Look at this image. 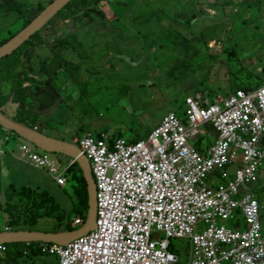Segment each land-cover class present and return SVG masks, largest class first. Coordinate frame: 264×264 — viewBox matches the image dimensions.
I'll use <instances>...</instances> for the list:
<instances>
[{"label": "built area", "instance_id": "2783aa9c", "mask_svg": "<svg viewBox=\"0 0 264 264\" xmlns=\"http://www.w3.org/2000/svg\"><path fill=\"white\" fill-rule=\"evenodd\" d=\"M182 108L137 141L105 132L75 137L96 182V228L67 244L28 241L24 255L40 250L59 264H183L178 239L188 264H264V81L225 95L196 92ZM17 157L59 186L76 164L60 166L28 140ZM85 221L77 216L73 225Z\"/></svg>", "mask_w": 264, "mask_h": 264}, {"label": "rangeland", "instance_id": "374dc122", "mask_svg": "<svg viewBox=\"0 0 264 264\" xmlns=\"http://www.w3.org/2000/svg\"><path fill=\"white\" fill-rule=\"evenodd\" d=\"M6 1L0 0V3ZM17 1L29 5L27 18L39 5L47 7L51 2ZM86 6L99 13L113 12L119 19L115 17L110 24L113 31L98 33L95 30L80 37L68 28L72 19L57 18L58 30L66 29L67 39L61 35L58 38L60 33H56L47 44L37 47L38 51L50 54L51 58L45 60L51 59L59 65V60L68 59L81 72L78 93L71 100L66 116L59 119V123L51 120L52 123H39L46 136L73 143L75 137L103 131L111 136L143 139L166 114L180 107L188 94L209 90L225 95L236 88L256 86L264 81V0H90ZM155 9H160L161 14ZM152 10L153 18L146 21ZM35 14L38 12L32 15ZM166 15L170 18L162 20ZM137 18L142 21L135 24L141 27L126 25ZM24 20L15 10L1 13L0 42L22 31ZM79 38L94 44L95 50L83 52ZM73 40H79L78 47L70 44ZM23 46L19 51H27ZM77 48L81 51L78 54ZM61 50H67L64 56V52L59 53ZM16 55L2 59L0 68ZM3 97L6 105L8 96ZM12 109L13 106L1 110L7 117L16 118V113L14 117L7 113ZM0 140L5 142L2 148L7 151L6 135L1 131ZM18 142L19 138H11L9 146L18 151ZM51 156L63 167L71 162L61 154L51 153ZM70 172L67 176L71 181L62 186L64 192L55 191L50 183L46 186L55 194L61 210L38 218L36 225L21 228L47 232L56 228L58 213L66 216L74 203L71 192L76 181ZM24 183L36 190L46 189L38 180L24 179ZM14 184L11 188L7 187L11 183L0 188V212L5 213L3 209L8 200L22 207L17 193L22 184L17 187ZM259 193L264 201V186ZM61 198L64 201L59 200ZM0 222L4 225L5 219ZM172 244L180 251L183 264H188L190 255L186 241L173 239ZM0 264L7 263L0 259ZM17 264H59V261L56 255L41 253L36 257L22 256Z\"/></svg>", "mask_w": 264, "mask_h": 264}, {"label": "crops", "instance_id": "0c3cea01", "mask_svg": "<svg viewBox=\"0 0 264 264\" xmlns=\"http://www.w3.org/2000/svg\"><path fill=\"white\" fill-rule=\"evenodd\" d=\"M136 1H134L135 3ZM153 11V10H152ZM151 11V12H152ZM121 17L123 15H120ZM116 15L111 13H99L94 10H87L82 16L72 18V20L68 23V28L70 30H74V34L80 37L92 32L98 31H113L110 28V24L113 23ZM123 18V17H122ZM116 19H119L116 17ZM135 19V18H134ZM133 20V19H132ZM142 19L137 18L133 20L131 23H126V25H133L134 28L141 27V24L136 25L135 23L141 22ZM69 29H67L68 31ZM137 31V29H133ZM60 34H57L59 38L60 35L67 39L69 34H66V29L59 30ZM69 40V38H68ZM80 40V38H79ZM79 40H73L74 42H70V44H76L78 47ZM76 41V42H75ZM81 42V47L83 52L91 53L94 49V44ZM102 44L104 42H101ZM37 47L28 48L27 51L22 52V56L20 57L22 66L25 71L32 77H34L38 82H34L33 80H25L22 83L23 94L26 98L27 102V110H31L34 112L38 118L36 121V127L39 132L45 134L44 130L41 129L39 123H52L58 122L59 119H63L66 116L67 111H69V105L71 100L74 99L77 95L78 84L80 83V70H77V67L73 66L71 61L59 60V65H56L55 61L45 60L46 57H50L48 53H42L37 50ZM67 50H61L60 52H64L62 55L64 56ZM81 52L78 48L76 49V53ZM95 52V51H93ZM71 57H73V53L69 52ZM66 57V56H65ZM79 57V56H78ZM76 60V57L74 58ZM86 64L91 63V61H85ZM74 62L73 64H75ZM57 66V67H55ZM57 79V80H54ZM3 96H8L9 102L3 107V109H9V107L13 106L12 110H7L8 115L14 117V113H17L18 101L20 99V95H17L18 88H15L13 82L5 81L0 85ZM19 92V90H18ZM190 95V94H188ZM187 95V96H188ZM183 103V102H182ZM183 104L176 108L175 111L183 110ZM62 112V115H61ZM6 116V115H5ZM9 118V117H8ZM11 119V117H10ZM50 120L52 122H50ZM103 132V131H101ZM6 135V146L7 151L5 155L0 156V188L2 185L6 186V184H10L7 187H12V183L17 187L19 183L23 186H29L24 183L25 180H29L34 182L35 180L43 182L46 186L50 183L55 191L59 189L62 190V186H59L46 170L39 169L31 165L27 161L20 160L17 157V151L15 148H11L9 146V139L11 138H19L20 142L17 145L21 144L23 141L19 136L13 135L11 133H5ZM18 145V146H19ZM72 161V160H71ZM72 175V174H71ZM264 186V180H262V185L259 186V189ZM47 189V188H46ZM48 190V189H47ZM60 191V190H59ZM63 191V190H62ZM51 192V191H50ZM64 192V191H63ZM52 193V192H51ZM53 196L55 195L52 193ZM58 194V193H57ZM55 197V196H54ZM56 198V197H55ZM63 200L64 199H59ZM4 210V209H3ZM2 210V211H3ZM5 219V224L2 225L0 222V232L5 231L7 226V215L6 213L0 212V220ZM15 229L14 227L11 230Z\"/></svg>", "mask_w": 264, "mask_h": 264}, {"label": "trees", "instance_id": "16d2710c", "mask_svg": "<svg viewBox=\"0 0 264 264\" xmlns=\"http://www.w3.org/2000/svg\"><path fill=\"white\" fill-rule=\"evenodd\" d=\"M54 0H51L52 3ZM90 3V0H72L67 6L62 8L58 13L50 20V22L43 27L37 34H35L28 42L24 44L23 47L33 48L36 46H41L47 44L50 39L59 31L58 27H60V22L56 21L57 18L66 19V21L82 16L87 10L88 6L86 4ZM29 5H24L23 3L12 0H7L4 3H0V14L5 11H17L20 16L25 18L23 29L30 24L32 19H34L37 14L34 12L41 13L46 6L39 5L38 10H32L29 18L27 15L29 13ZM156 11H160V9H155ZM154 10L151 14L146 18L148 21L150 18H153ZM160 13V12H159ZM161 14V13H160ZM160 16V15H159ZM34 17V18H33ZM170 17L166 15L162 20L169 19ZM145 20V18H143ZM161 20V19H160ZM175 23L179 24L180 22L174 20ZM52 28L53 30H49ZM19 33V32H18ZM17 33V34H18ZM17 34H12L8 38L2 40L0 42V47L6 44L8 41L13 39ZM21 48V47H20ZM19 48V49H20ZM15 51L13 54H17L15 59L9 60V64L7 63L0 68V81H11L13 82L15 88H18L17 95H20V99L18 101L17 108V116L16 118H11L19 124L28 126L33 128L36 126V121L38 116L32 112L31 110H27V102L26 98L23 94L22 83L25 80H33L34 82H38L34 77L30 76L22 66L20 57L22 56L23 51ZM12 54V55H13ZM7 57H10L7 56ZM5 57V58H7ZM4 59V58H3ZM107 82L106 84H108ZM6 98L1 95L0 89V111L3 113L1 109H3V102ZM4 114V113H3ZM0 131L3 132V128L0 126ZM113 138L122 137L121 135H112ZM148 136V135H147ZM146 138V137H145ZM132 141H137L139 139H131ZM72 178L76 181L72 185V197H73V206L72 209L65 216L64 213H58V224L56 228L51 232H58L63 230H74L79 228L81 225H73V220L77 216H81L86 220L88 210H89V193H88V184L85 179L84 174L82 173L81 168L76 163L73 167ZM11 188V187H10ZM19 197V201L21 202L22 207H19L18 203H13L12 200H8L4 207V212L7 215V226L14 227L15 229H27L21 228L25 227V225H36L38 218L42 216L54 215V211L61 210V204L58 200L52 195V193L47 189L36 190L31 186H23L20 190L17 191ZM11 194V193H10ZM26 199V200H25ZM66 218V219H65ZM73 219V220H72ZM66 222V223H65ZM62 223H65L64 227H62ZM61 227V228H60ZM28 229H32L29 227ZM26 242H16V243H5L7 246V250L0 254V259H4L7 264H17L19 259L23 257H36L39 254L43 253L40 250H32L30 254L27 256L24 255V247Z\"/></svg>", "mask_w": 264, "mask_h": 264}, {"label": "water", "instance_id": "95a60500", "mask_svg": "<svg viewBox=\"0 0 264 264\" xmlns=\"http://www.w3.org/2000/svg\"><path fill=\"white\" fill-rule=\"evenodd\" d=\"M72 0H54L41 13H39L30 24L20 31L13 39L0 47V61L12 55L35 34L45 27L50 20L67 6ZM0 126L15 132L20 138L28 140L38 148L53 154H61L74 160L81 168L88 184L89 210L85 223L74 230H63L58 232H47L34 229H13L0 232L1 243H16L28 241H44L59 244H67L70 240L88 233L96 228L97 220V191L96 182L92 172L89 159L82 153L80 148L74 144L54 139L35 130L34 128L22 125L8 118L0 111Z\"/></svg>", "mask_w": 264, "mask_h": 264}]
</instances>
